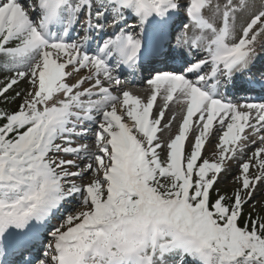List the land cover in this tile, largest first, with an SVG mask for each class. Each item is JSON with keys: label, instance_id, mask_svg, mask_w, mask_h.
<instances>
[{"label": "snow or ice", "instance_id": "snow-or-ice-1", "mask_svg": "<svg viewBox=\"0 0 264 264\" xmlns=\"http://www.w3.org/2000/svg\"><path fill=\"white\" fill-rule=\"evenodd\" d=\"M258 46L264 0H0V264H264Z\"/></svg>", "mask_w": 264, "mask_h": 264}, {"label": "rangeland", "instance_id": "rangeland-1", "mask_svg": "<svg viewBox=\"0 0 264 264\" xmlns=\"http://www.w3.org/2000/svg\"><path fill=\"white\" fill-rule=\"evenodd\" d=\"M77 30H79V29H77ZM189 34H191V32L189 33ZM257 50L259 51V52H261L262 51V48H260L259 46L257 47ZM5 60H6V58L5 57H2V56H0V82H2L4 79H5V77H7V76H10V75H12V73L11 72H9V71H7L6 70V65H5ZM83 71V70H82ZM26 86V84H25V82H21L20 83V85H19V87L20 88H24ZM19 103V101H17V104ZM17 104H11V105H9L8 107L10 108V109H15L16 108V106H17ZM176 129H177V125L176 126H174V128L172 129V132H173V134H175V132H176ZM88 142V141H87ZM207 156L211 159V158H214V157H211L210 156V153L213 151V148L211 147V146H209L208 148H207ZM236 163H235V161H232L231 162V164H230V168H229V171L227 172V175H226V173L224 174V176L226 177V180H224L223 182L221 181L218 185L216 184L214 187L215 188H218L220 191H221V193H227V194H231L232 193V191L235 189V187L237 186V184L233 181V176H235V175H237L238 174V171H235L236 170ZM253 172L255 171V169L253 168V169H251ZM223 176V177H224ZM221 179V178H220ZM226 187H227V189H226ZM255 193H257V194H259L260 196L258 197V195L255 197V199L251 202V203H254L255 204V209H256V211L259 213V214H261V215H264V206H262V205H264V184H261V185H259L258 187H257V189H256V191H255ZM213 195H215V192L213 191V193H212ZM75 202L73 201V204H74ZM73 204H66L67 205V207L68 208H66V209H68V210H71V208L73 207ZM252 209H251V207L250 206H245V209H244V211L247 213L248 211H251ZM56 224H57V222H55Z\"/></svg>", "mask_w": 264, "mask_h": 264}, {"label": "bare ground", "instance_id": "bare-ground-1", "mask_svg": "<svg viewBox=\"0 0 264 264\" xmlns=\"http://www.w3.org/2000/svg\"><path fill=\"white\" fill-rule=\"evenodd\" d=\"M121 88H123L125 90H130L132 92L137 91V92L140 93L139 96H141L142 98H145L147 95H149V93L147 91V88H148V85L147 84H143V85L138 86V87L136 85L130 86V83H127V82H125V81L122 80ZM156 108H158V107L157 106L154 107V113L156 111ZM172 114H176V122L173 123V127H172V129H173L174 126H176V125L178 126L177 119L180 117V104H178L177 102L175 103L173 101L169 103V108H168V110L165 113V119H169L172 116ZM162 123H163V121H162ZM172 129H171V131H172ZM87 143H89L91 145V141L90 140ZM206 151H207V148H206ZM236 171H238L237 168H236ZM224 174L225 173H221V175H220V177L218 179L217 184H219L221 181L223 182L224 180H226V177L225 176L227 175V172H226V175L225 176H224ZM226 189H227V187H226ZM257 195H258V197L260 196L259 194H257V193L254 192V194H253L254 199H255V197Z\"/></svg>", "mask_w": 264, "mask_h": 264}]
</instances>
